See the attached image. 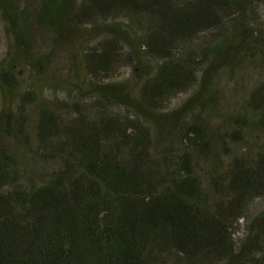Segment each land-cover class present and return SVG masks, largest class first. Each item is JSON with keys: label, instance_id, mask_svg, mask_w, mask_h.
<instances>
[{"label": "trees", "instance_id": "16d2710c", "mask_svg": "<svg viewBox=\"0 0 264 264\" xmlns=\"http://www.w3.org/2000/svg\"><path fill=\"white\" fill-rule=\"evenodd\" d=\"M22 2L0 0V264H264V67L231 110L206 87L264 63V0ZM59 47L87 87L64 106L40 99Z\"/></svg>", "mask_w": 264, "mask_h": 264}, {"label": "rangeland", "instance_id": "374dc122", "mask_svg": "<svg viewBox=\"0 0 264 264\" xmlns=\"http://www.w3.org/2000/svg\"><path fill=\"white\" fill-rule=\"evenodd\" d=\"M20 2L21 4H23L22 0H20ZM30 2L33 5L37 4V8L40 5V0H30ZM37 35L42 38L38 41L37 46L38 48L42 49V53H48L50 47H52L53 49V45L51 43V40L49 39L48 34H44V36H42L41 31L39 30ZM83 35L81 36L83 37ZM78 36H80V34H75L74 37V41L77 44ZM59 48L53 50L56 52V56L53 61H51L45 66L46 78H50L53 81L51 83L39 81L41 83V85L39 86L40 99L41 101H46L48 103H52L58 106H64L67 100L77 97L75 95L78 94L79 90L85 89L87 87H84V83L86 81L84 80L83 75L78 76L70 72V69H68L69 61L67 62L65 60V54H62L63 48ZM71 48L73 49L74 46ZM5 49V33L0 26V61L2 60ZM61 50L62 52H60ZM220 63L221 62H219V64ZM219 64H217L214 70H212L210 74L206 77V81L209 82L206 87H211L214 92L218 93V107H220V109L225 112L227 110L233 109L235 107V103L241 102V96L246 92V90L251 88L253 83L256 81V79L258 78V71L261 74L260 67H264V63L260 64L258 62L248 67L244 63H241L239 61H233L231 64L232 72L227 71V67H222ZM122 71L125 72L124 74H126V78H128V83L130 84L132 81L130 75L131 68H124ZM19 75L22 79V85L20 87L21 90H24L26 88L29 80H37V77H30L29 73L26 70L21 72ZM180 97L182 99H186L184 95H181ZM8 100L9 99L7 97L2 96L0 91V110L2 109L3 105L8 102ZM11 100V103H13L14 107H17L18 102L14 99ZM221 113L217 115H220ZM211 122L217 123L216 120H211ZM258 139L261 140L260 135H258ZM252 141L253 140H251L250 142L252 143Z\"/></svg>", "mask_w": 264, "mask_h": 264}]
</instances>
